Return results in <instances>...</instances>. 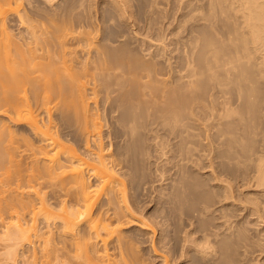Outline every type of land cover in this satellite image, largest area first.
Returning <instances> with one entry per match:
<instances>
[{
	"label": "bare ground",
	"instance_id": "6f19581e",
	"mask_svg": "<svg viewBox=\"0 0 264 264\" xmlns=\"http://www.w3.org/2000/svg\"><path fill=\"white\" fill-rule=\"evenodd\" d=\"M176 1L179 27L196 22L167 46L151 35L155 53L151 36L124 51L134 33H112L116 20L138 25L133 0H104L91 25L74 19L75 0H0V223L16 220L1 264H35L36 244L42 264H142L139 242L163 264H264V0ZM135 78L143 106H121L102 135L83 80L108 97ZM155 156L168 212L156 204L148 221L142 166Z\"/></svg>",
	"mask_w": 264,
	"mask_h": 264
},
{
	"label": "rangeland",
	"instance_id": "374dc122",
	"mask_svg": "<svg viewBox=\"0 0 264 264\" xmlns=\"http://www.w3.org/2000/svg\"><path fill=\"white\" fill-rule=\"evenodd\" d=\"M103 1L104 0H85V1H83V0H75V4L80 5L81 7H79L78 9L75 10V13H74L75 14L74 15L75 18L74 19L76 21L77 20L86 21V22H90L91 21L90 22V25H91V23H92L91 17L94 16L93 14L96 15L97 12L99 13V11L101 10V7H100L101 5L100 4ZM133 1H134L133 4L135 5L133 9H136L135 11H137L136 13H137V15H139V21H138L139 23H137L138 25L130 26V24H129V27H128V23L127 22L123 21V23H122L121 21L118 20V23H117V20H116L114 22L115 23L114 26H112V33H113L114 36H116L117 34L118 35L119 34L121 35L122 33L123 34L124 33L127 34V32H130L129 33L130 36H132V34L134 33L133 38H131V39L134 40L135 38L136 39L138 38L137 40L136 39L134 41L132 40V42H134V43H131L129 46H126L124 48V51H128V50L131 51V49L133 47H137V46H138L137 47L138 49H141V48L144 47V46H142V44L143 45L145 44V46L151 47L150 45H148V44H150L148 41L153 42L154 41L153 39L155 37L157 38V39L155 38L156 41L160 40V39H158V37L156 36V34L158 35V34H161L163 32H164V35L162 34L164 36L163 37V40L161 38V40L158 41V43L161 42L164 46H167L168 44L166 42H169L170 43V40H172V41L175 40L176 39L175 38L176 36L178 38L185 37L189 33V27L196 22L195 19H189V20H187V22L185 24H182L179 27V25L181 24V21L184 19V13L186 12V9H185L186 8L185 7L186 5L185 4H179L180 1H178V3H177L176 0H160L159 1L160 2L159 3L160 6L158 5L159 12L160 13L158 15H156V17L158 18V21L155 22L156 23L157 30H154L156 33H154V31H153V33L155 35L154 34H151L153 36V39H152V36L151 35H150L151 37L149 36L150 38L148 37V35L150 33H148L147 31H145V28L143 29V27H146L145 26L146 25V22H145L144 19H146V9H148V6L147 5H149L148 2H150L151 0H133ZM160 28H161L162 31L160 30ZM93 30H94V28H93ZM113 30H114V32H113ZM140 32H143V33H140ZM166 32H167V36L165 34ZM146 33H147V35H145ZM135 34H137V35H135ZM135 36H137V37H135ZM147 39H148V41H147ZM136 41H138V42H136ZM156 41H154L155 43L154 42L153 43L156 44L157 43ZM137 43H138V45H137ZM158 43L156 45L153 44V46H155V47H152L154 49V51L155 50L157 51V49H158V48H156V46L157 47L158 46L160 47V45H161L163 47V45L161 43L159 45H158ZM173 47H174V45H173ZM137 48H136V50H138ZM152 48H151V50H153ZM144 49H147V47L146 48L144 47ZM154 51H151V52L154 53ZM156 51H155V53H156ZM136 54H137V52H136ZM163 66H161V68H162L161 71L165 70V69H163L164 68ZM157 68L161 69L158 66H157ZM139 69L140 68H138L137 71ZM163 72H165V71H163ZM137 73H139V71ZM159 78L160 79H163L161 76ZM137 79L138 78H135L133 82L131 81V82L125 84V85H121V86H111L108 97L106 96V93L103 92L105 88H103L102 86H99V87H97L98 90L96 89L98 92H94V89H93L94 86L89 85L88 82L86 83V81L83 80L84 83H85V85H87L86 86L87 93H88V97L90 98L89 99V105H88V107L91 110V113H94L95 114L94 115V117H96L95 118V121H97L98 124L100 122V126L99 127H101V129H102V135L103 134L106 135V133H108L107 131H109V130H111V129H113L115 127V124H114L113 121L115 120V118H117L119 115H121L122 107H125L127 105V102L130 105H138L139 104L140 106H143L142 93H141V90H140V85H139V83H137L139 80L137 81ZM202 80H204L203 82H205V84L213 83V79L210 77V75H207V74H205V76L203 77ZM94 93H96V94H94ZM138 93L141 94V95H139V97H138ZM30 94H28L29 97L31 96ZM37 114H39V118L42 120L43 117H44V114L41 113L40 111H37ZM156 118H157V113L154 112L153 114L149 115V117L147 118V122H150L151 121V123H153V121H155ZM2 119L4 120L3 117H2ZM2 119H1V116H0V122H6L5 120L3 121ZM12 129L15 130V132H16V129H18V131L20 132V135H24L23 132L26 133V131H25V129L23 127H21V128H16L15 127V128H12ZM21 129H23V130L21 131ZM18 131L16 132L17 138H21V136L19 137V132ZM25 136L26 135H24L22 137H25ZM75 141L78 144L81 143L80 137H78V136L75 137ZM105 142H108V140L105 139ZM156 157L157 156L151 158V160L153 159L152 160L153 164L154 163L156 164V162H157ZM158 161H160V160H158ZM149 163L150 162H148V164ZM148 164H145V166H142V169L143 168H146L144 170L145 172H144V175H143L144 176L143 177V182L144 183L145 182L146 183H149V182L152 181L151 186H150V183H149V186H150V189L149 190H151V189L152 190H151V192L148 190L149 193L146 192V195L145 196L144 195L142 196L141 203L143 205L141 204V206H142L141 207V210L143 211L145 217L147 216V218L149 219L148 215L150 213V209H152V207H155L156 204H158V206H159V210H160L159 213L162 212L161 214H163L164 213L163 212L164 210H166V213L168 211H167V209H164L165 208V205L163 204L164 201H163V199H160L159 198L160 195H159V193H157L158 190H156L157 188H159V186L161 187V185L163 184V183L161 184V181L159 182L160 184L158 182H156L158 179H160L157 176V174H155V175H156V177L158 179L156 180V177H154V171H155L154 169H155L156 165L155 164L154 165L152 164V166H151V163H150V165H149L150 167H149ZM153 182H154V185H153ZM158 198L160 199V201H163V203L162 202L160 203L159 201H157ZM47 199L49 200V198H47ZM50 201H53V200H50ZM35 203L37 204L38 201H35ZM145 206H149V207H145ZM144 210H145V212H144ZM147 211H148V215H147ZM166 213H164L163 215H167ZM138 215L142 217V215H140V214H138ZM7 218L5 219L6 222L0 223V224H3L4 223L3 225H0V236H1L0 237V253L2 252L1 255L4 254L5 252L3 253V251L6 250V247H4L5 246L4 243L6 244V242H4L6 238H4V236L6 234V231H8V229L5 230V228H7V225L9 226L11 224V222L12 223L16 222L15 219H12L10 216L8 217V215H7ZM171 218H175V220H177L178 217L177 216L175 217V215H174V217H170V219ZM253 218L254 217H251L252 221H254ZM40 219L41 218L37 219V221H36L37 226H40L41 225V222L42 221ZM152 219L154 220L153 217L151 218V220ZM175 220L174 219H171L170 220L171 222L169 221V226L171 225L170 223L173 224V226L171 225L172 227L170 226V228H171V231L172 230L174 231L172 233L177 236V235H179V232H180V234H182L180 226L181 227H184L183 226L184 223L181 222V221H177L178 222L177 223ZM1 221L2 220H0V222ZM148 221H150V219ZM21 223L24 226H29V225H32L33 224L32 221L30 220V217H28L25 220H22ZM4 225H5V227H4ZM259 227L260 228H263L264 226L262 224V225H259ZM3 234H4V236H3ZM175 235H174V237H175ZM179 238H180V236H179ZM175 241L180 242V239H178V237H176V239L174 238V242ZM178 242H175V243L178 244ZM7 244H8V242H7ZM7 244H6V246H7ZM146 244H142V242H139V244H137L138 246L137 245L135 246V248H136L135 250L137 251V254L139 255L137 257H139V260L140 261H142V260L145 261V263H143V261L141 263L142 264H163V259H161V257L159 258L156 254H154V252L152 250L149 251L151 254L148 252V250L150 249V244H148V243H146ZM38 247H39L38 244H36V251L35 252H37V257H34L33 256L34 248H33V250L32 249H29V248H26L25 249V254H26L25 257L27 256L26 257V260L27 259L32 260L35 264H42L41 263L42 259L40 258V252H39ZM0 258H2V257H0ZM2 260H3V258H2ZM24 260L25 259H22V257H21L20 258V261L18 263H16V264H25V261ZM0 262H1V260H0ZM7 264H9V263H7Z\"/></svg>",
	"mask_w": 264,
	"mask_h": 264
}]
</instances>
